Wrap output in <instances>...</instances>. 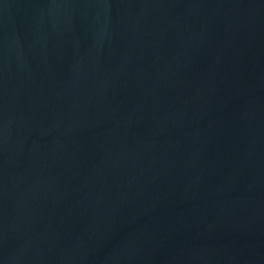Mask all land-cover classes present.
Segmentation results:
<instances>
[{
    "label": "water",
    "instance_id": "95a60500",
    "mask_svg": "<svg viewBox=\"0 0 264 264\" xmlns=\"http://www.w3.org/2000/svg\"><path fill=\"white\" fill-rule=\"evenodd\" d=\"M0 264H264V0H0Z\"/></svg>",
    "mask_w": 264,
    "mask_h": 264
}]
</instances>
